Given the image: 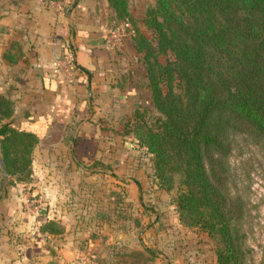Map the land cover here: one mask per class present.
<instances>
[{"label": "crops", "instance_id": "obj_1", "mask_svg": "<svg viewBox=\"0 0 264 264\" xmlns=\"http://www.w3.org/2000/svg\"><path fill=\"white\" fill-rule=\"evenodd\" d=\"M109 15L104 0L62 12L47 0H0V90L13 122L36 135L27 179L0 176V264H87L97 237L81 243L79 232L117 224L120 133L137 98L122 72L129 38L119 52L104 41ZM27 187L36 210L21 201ZM157 254L146 263L170 264Z\"/></svg>", "mask_w": 264, "mask_h": 264}, {"label": "trees", "instance_id": "obj_2", "mask_svg": "<svg viewBox=\"0 0 264 264\" xmlns=\"http://www.w3.org/2000/svg\"><path fill=\"white\" fill-rule=\"evenodd\" d=\"M104 2L117 20L133 22L126 0ZM142 21L152 38L132 26L130 40L142 53L159 115L146 124L134 110L132 128L125 124L123 133L132 131L150 153L159 186L170 190L178 183L177 217L216 238V262L242 264L235 228L239 204L213 184L204 152L219 150L227 131L240 123L264 139V0H155ZM166 52L173 57L161 63L157 56ZM12 111V98L0 90V155L7 183L27 179L36 141L32 131L13 122Z\"/></svg>", "mask_w": 264, "mask_h": 264}, {"label": "rangeland", "instance_id": "obj_3", "mask_svg": "<svg viewBox=\"0 0 264 264\" xmlns=\"http://www.w3.org/2000/svg\"><path fill=\"white\" fill-rule=\"evenodd\" d=\"M126 1L133 22L117 20L110 11V15L106 16V26H122L121 44L127 36L132 45V26L151 39L152 33L144 25L142 16L145 8L153 5L155 0ZM120 46L108 48L119 52ZM132 48V56L122 53L123 62L130 63V59L133 60L127 69L122 68V72L127 74L129 71L131 74L137 100L120 133V139L126 140L130 145L122 146V151L128 154L127 162L120 163V168L115 172L122 177L118 183V211L113 210L112 213L113 220L117 218L118 221L111 229L79 232L81 243L87 237H97L93 249L90 247L87 250L92 253L87 254L90 257L85 262L160 264L152 260L146 263V258L158 256L159 252L170 264H218L215 258V248L218 244L216 238L198 226L184 224L177 217L173 196L179 188L178 183L173 182L170 190L159 186L157 178L152 174L150 153L137 142L132 131L123 133L125 124L128 129L132 128L131 122L135 120L134 110H139L146 124H152L159 115L151 103L141 62L142 53L136 51L133 46ZM172 57L169 52L157 56L161 63ZM239 125L227 131L219 150L208 149L204 152V164L213 184L225 196L239 204L240 216L235 228L237 242L243 251L242 264H264V139L255 135L245 124ZM124 176L133 181L125 180ZM105 218L110 220L108 215H104L103 219ZM83 251L86 254V250Z\"/></svg>", "mask_w": 264, "mask_h": 264}, {"label": "built area", "instance_id": "obj_4", "mask_svg": "<svg viewBox=\"0 0 264 264\" xmlns=\"http://www.w3.org/2000/svg\"><path fill=\"white\" fill-rule=\"evenodd\" d=\"M71 0H47L49 6L53 7L56 11L62 12L70 5ZM122 26L114 27V26H104L103 30V38L107 46L117 47L121 45L122 39ZM63 65L66 66L64 62ZM31 190L29 187L25 188L21 201L31 204L33 208L36 210V202L37 200L31 197ZM71 264V263H70Z\"/></svg>", "mask_w": 264, "mask_h": 264}, {"label": "water", "instance_id": "obj_5", "mask_svg": "<svg viewBox=\"0 0 264 264\" xmlns=\"http://www.w3.org/2000/svg\"><path fill=\"white\" fill-rule=\"evenodd\" d=\"M124 145L125 146H129L130 143L129 142H125ZM0 169H1L0 176L1 177H5V171H4V166H3V161H2L1 155H0Z\"/></svg>", "mask_w": 264, "mask_h": 264}]
</instances>
